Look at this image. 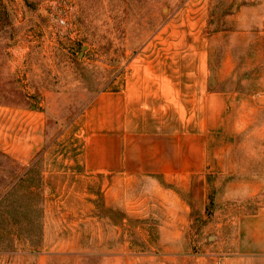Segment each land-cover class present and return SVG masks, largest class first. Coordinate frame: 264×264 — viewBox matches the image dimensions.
Instances as JSON below:
<instances>
[{
  "label": "rangeland",
  "instance_id": "1",
  "mask_svg": "<svg viewBox=\"0 0 264 264\" xmlns=\"http://www.w3.org/2000/svg\"><path fill=\"white\" fill-rule=\"evenodd\" d=\"M214 33L218 57L264 48V0H0V264H264L236 253L239 217L264 206V141L231 173L211 129L185 172L115 154L132 60L162 49L211 91ZM24 110L45 127L28 163Z\"/></svg>",
  "mask_w": 264,
  "mask_h": 264
},
{
  "label": "crops",
  "instance_id": "2",
  "mask_svg": "<svg viewBox=\"0 0 264 264\" xmlns=\"http://www.w3.org/2000/svg\"><path fill=\"white\" fill-rule=\"evenodd\" d=\"M215 40L218 37L214 33L211 91L207 86L188 85L181 59L171 61L170 54L162 49L147 47L132 60L125 83L113 94L116 155L124 156L123 149L128 147L130 156L155 158L153 165L150 163L154 169L147 163L150 172H185L188 155L196 154L190 152L192 145L201 148L203 132L209 129L214 131V173H231L240 170L239 155L251 156L250 149L258 147L260 141L263 146L264 48L259 45L256 52L218 57ZM101 105L100 101V109ZM18 114L29 119L19 125L31 137L23 138L24 153L20 156L28 163L45 140L43 114L25 110L15 112ZM31 139L33 142L28 143ZM0 140L7 137L0 136ZM240 148L247 149L245 154ZM90 159L88 154L86 168ZM201 164L190 170L201 171ZM172 201L181 203L180 199ZM236 253L243 258L264 257V206L239 217Z\"/></svg>",
  "mask_w": 264,
  "mask_h": 264
},
{
  "label": "built area",
  "instance_id": "3",
  "mask_svg": "<svg viewBox=\"0 0 264 264\" xmlns=\"http://www.w3.org/2000/svg\"><path fill=\"white\" fill-rule=\"evenodd\" d=\"M69 11H70V9H69ZM65 14H67V13H65ZM61 23H62V24H65L66 22L64 21V19H62V20H61Z\"/></svg>",
  "mask_w": 264,
  "mask_h": 264
},
{
  "label": "water",
  "instance_id": "4",
  "mask_svg": "<svg viewBox=\"0 0 264 264\" xmlns=\"http://www.w3.org/2000/svg\"><path fill=\"white\" fill-rule=\"evenodd\" d=\"M86 47H83V50L85 49Z\"/></svg>",
  "mask_w": 264,
  "mask_h": 264
}]
</instances>
